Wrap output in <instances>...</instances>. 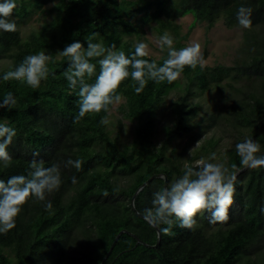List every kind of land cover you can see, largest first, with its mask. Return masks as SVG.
I'll return each mask as SVG.
<instances>
[{"label": "trees", "instance_id": "obj_1", "mask_svg": "<svg viewBox=\"0 0 264 264\" xmlns=\"http://www.w3.org/2000/svg\"><path fill=\"white\" fill-rule=\"evenodd\" d=\"M48 3L50 17L37 32L23 38L18 23L36 10L44 12ZM241 4L252 7V25L264 26V0H17L13 14L17 31H0V59L10 60L8 67L0 68V102L8 92L17 99L15 108H0V122L7 121L17 133L8 148L12 163L7 168L0 163V179L26 175L34 152L46 167L68 158L84 163L79 172L62 168V186L48 197L54 214L33 199L23 206L16 227L0 234V264H100L120 231L101 264H264V214L260 211L264 207V168L239 173L226 223L210 224L205 213L196 217L194 229L174 225L172 235L158 238L157 228L150 227L142 215L152 206L153 193L163 188L164 177L169 186L183 174L186 164L195 166V160L214 151L219 138L211 135L183 158L186 146L177 150L178 139L195 129L188 144L227 123L237 133L235 143L250 137L261 144L264 154V39L257 40L253 32L248 35L246 43L256 48L241 63L204 65L195 70L185 67L181 75L184 90L169 101L171 120L162 125L159 141L156 124L166 113L167 93L178 86L180 78L171 84L149 81L141 94L134 92L130 77L122 82L118 93L123 101L117 110L122 118L134 122L133 137L126 143L122 118L117 120L114 135L99 123L107 115L103 111L75 119L78 97L64 77L68 60L59 55L74 40L84 42L86 48L89 39L106 47L115 44L117 50L129 54L148 27L159 34L171 30L176 36L174 47L180 49L188 33L179 35L177 18L190 14L192 28L197 22L211 27L221 17L229 27L238 24L236 11ZM39 51L52 56L49 68L54 73L39 88L3 81L4 72ZM144 58L159 65L167 51L160 57ZM227 77L250 79L253 86L241 98L196 120L202 104L191 98L212 86L220 89ZM94 80L95 76L88 82ZM234 146L224 152L222 162L228 166L239 164ZM155 174L160 176L136 193L133 208V194ZM73 176L78 181L75 184Z\"/></svg>", "mask_w": 264, "mask_h": 264}, {"label": "clouds", "instance_id": "obj_2", "mask_svg": "<svg viewBox=\"0 0 264 264\" xmlns=\"http://www.w3.org/2000/svg\"><path fill=\"white\" fill-rule=\"evenodd\" d=\"M16 8L17 0H0V31H17V23L13 18ZM252 14L250 5L241 4L236 11L239 27L251 28ZM156 43L162 51L167 48V58L159 65L154 60L144 58L150 55V49L143 41L137 42L134 51L129 54L117 50L115 44L106 47L102 42H91V39L86 48L84 42L74 40L60 50L59 55L68 60L64 77L78 97L79 112L75 119L79 120L90 113H109L111 105L121 102L122 96L118 89L129 77L134 92L141 94L149 81H166L171 84L181 77L185 67L192 70L198 66L203 67L204 56L199 43L194 42L177 50L173 36L167 31L158 37ZM51 62L52 56L45 51L26 55L14 70L4 72L2 79L23 82L33 89L39 88L42 81L54 74L49 68ZM93 76L94 82L89 83ZM16 105L17 99L12 92H8L0 102L2 109L11 110ZM99 123L107 125L108 116L101 117ZM16 135L15 128L9 126L7 121L0 122V163L4 168L12 163L8 148ZM234 147L239 157L238 165L211 162L217 160L215 152L210 154L208 160L202 158L196 161L195 166L186 164L181 176L169 186L153 193L152 206L142 213L145 222L157 228L158 235L166 236L172 235L174 225L182 229H194L197 225L196 217L205 213L209 214L206 218L210 224L226 223L229 220V209L234 203L235 183L239 173L245 169L264 168L260 143L245 137L235 143ZM32 156L26 175H12L6 181L0 179V234H7L16 227V218L30 199L42 203L46 212L54 214L48 197L62 186V168H75L79 172L84 163L79 158H68L62 163L52 162L46 167L38 152ZM71 181L73 184L78 182L75 176ZM260 211L264 214V207Z\"/></svg>", "mask_w": 264, "mask_h": 264}, {"label": "rangeland", "instance_id": "obj_3", "mask_svg": "<svg viewBox=\"0 0 264 264\" xmlns=\"http://www.w3.org/2000/svg\"><path fill=\"white\" fill-rule=\"evenodd\" d=\"M50 5L51 4L48 3L44 6V12L36 10L18 23V27L23 38L28 36L31 31L37 32L42 21L50 17L46 11V8ZM13 18L15 19L14 16ZM191 21L192 16L190 14L184 15L183 17L177 18L175 20V22L179 25V35L188 33L187 38L181 40L183 47H187L194 42L201 45L204 56L203 66H215L217 64L232 66L236 63H241L248 55L249 50L252 51L253 48H256L254 45H249L246 43L248 35L253 32L256 34L257 40L264 39V26L261 24L252 25V27L249 29H243L239 27L238 24L228 27L223 23L222 18L219 17L215 20V23L211 27H207L206 22H197L192 28H189V23ZM167 32L170 33L173 38L176 37L171 30H167ZM161 35L162 34H159L152 27H148L145 29L143 35L135 41H143L147 43L150 49V56L160 57L167 51V48L162 51L156 43L158 37ZM9 65L10 60L8 58L0 59V68H6ZM184 82L185 79L180 77L178 86L170 90L165 97L167 107L166 113L161 115L160 120L156 124V139L158 141L163 137L161 129L162 125L170 122L171 120V115L167 114L169 101L182 94L184 90ZM228 83L233 84V88H231ZM219 86L220 89L212 86L208 91L202 92L200 95L191 98L192 102H200L202 104L201 111L195 116L196 120L200 119L204 114V117L206 118L212 111L216 112L217 109L227 106L233 98H241L246 91L251 89L253 85L251 80L247 78L232 80L230 77H227L220 82ZM226 98L228 100H226ZM122 101L123 97L121 102ZM120 103L111 105L109 113H107L109 120L107 128L111 135H114L117 132V120L122 118V115L117 110V107ZM122 122V140L127 143L133 137L134 122L125 118H122ZM215 127L216 128H211L205 133L201 134L200 138L193 140V142L190 144H188L190 142V137L194 135V131L197 129H195L193 132H190L187 136L178 139L179 144L176 146L177 150L181 151V148L186 146V150L184 151L185 153L183 152V158L190 156L193 152V149L199 146L205 138L214 135L219 138L218 144L213 151L216 153L217 160L211 162H222V159H224L225 150L235 145L237 133L230 125H227V123L222 127ZM209 156L210 155L206 156L204 159L208 160ZM198 160H195L194 162L196 163Z\"/></svg>", "mask_w": 264, "mask_h": 264}, {"label": "water", "instance_id": "obj_4", "mask_svg": "<svg viewBox=\"0 0 264 264\" xmlns=\"http://www.w3.org/2000/svg\"><path fill=\"white\" fill-rule=\"evenodd\" d=\"M158 176H160V175H158V174H155V175H153V176H151V177H149L138 189H137V191L133 194V196H132V198H131V205H132V207L134 208V198H135V195H136V193L138 192V190H140L147 182H149L152 178H154V177H158ZM163 187H166V178L164 177V184H163ZM142 216V215H141ZM158 229H157V235H158ZM121 232V231H120ZM119 232V233H120ZM119 233L117 234V236L119 235ZM117 236L115 237V239H114V241L112 242V244H111V246L109 247V249H108V251L106 252V254H105V256L102 258V261L100 262V264L106 259V257H107V255H108V253H109V251L111 250V248H112V246H113V244H114V242H115V240H116V238H117ZM158 238H159V235H158ZM158 241V240H157Z\"/></svg>", "mask_w": 264, "mask_h": 264}]
</instances>
